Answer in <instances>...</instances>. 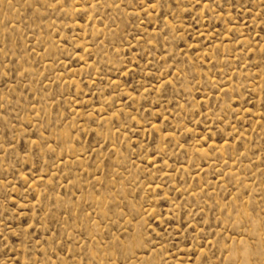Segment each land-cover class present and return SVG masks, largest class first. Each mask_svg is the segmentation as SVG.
Here are the masks:
<instances>
[{"label": "rangeland", "instance_id": "obj_1", "mask_svg": "<svg viewBox=\"0 0 264 264\" xmlns=\"http://www.w3.org/2000/svg\"><path fill=\"white\" fill-rule=\"evenodd\" d=\"M0 264H264V0H0Z\"/></svg>", "mask_w": 264, "mask_h": 264}]
</instances>
